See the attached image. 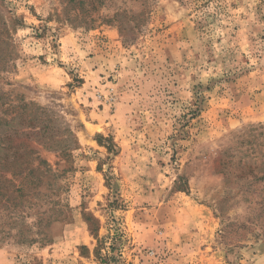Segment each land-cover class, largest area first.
<instances>
[{"label":"rangeland","instance_id":"1","mask_svg":"<svg viewBox=\"0 0 264 264\" xmlns=\"http://www.w3.org/2000/svg\"><path fill=\"white\" fill-rule=\"evenodd\" d=\"M10 146L0 264H264V0H0Z\"/></svg>","mask_w":264,"mask_h":264},{"label":"trees","instance_id":"2","mask_svg":"<svg viewBox=\"0 0 264 264\" xmlns=\"http://www.w3.org/2000/svg\"><path fill=\"white\" fill-rule=\"evenodd\" d=\"M9 139L11 138L9 137ZM14 148L15 150L11 152V146L8 148L0 147V203L3 210L7 212V216L8 213H12V219L16 220L21 212L23 214V210H27L26 208L32 210L35 207V203H32V196L37 193L35 189L41 184L35 174L39 172L41 167H45L46 174L50 172V169L46 168L45 162L39 159L38 165L33 167L28 157L29 154L23 157L18 153L17 146ZM54 205L53 202L52 208L48 209V211H55ZM22 214L21 218H23ZM45 214L39 213L38 224L45 223V226L48 227L50 224L57 222V217H54L57 211L53 212L52 215ZM18 234L23 239L25 238L22 228L18 231ZM24 240L25 242L34 241L33 239H28V237Z\"/></svg>","mask_w":264,"mask_h":264}]
</instances>
